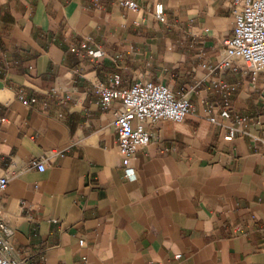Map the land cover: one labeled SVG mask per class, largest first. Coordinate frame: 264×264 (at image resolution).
I'll use <instances>...</instances> for the list:
<instances>
[{"label":"crops","instance_id":"obj_1","mask_svg":"<svg viewBox=\"0 0 264 264\" xmlns=\"http://www.w3.org/2000/svg\"><path fill=\"white\" fill-rule=\"evenodd\" d=\"M132 1L0 0V220L17 263L264 264V152L244 132L264 139V71L208 68L231 33V1ZM87 36L102 55L79 48ZM111 73L122 88L165 84L194 107L147 125L131 177L113 125L119 101L103 111L93 89ZM215 81L231 117L210 123L223 104ZM19 90L36 102L22 104ZM40 158L42 171L30 165Z\"/></svg>","mask_w":264,"mask_h":264},{"label":"built area","instance_id":"obj_2","mask_svg":"<svg viewBox=\"0 0 264 264\" xmlns=\"http://www.w3.org/2000/svg\"><path fill=\"white\" fill-rule=\"evenodd\" d=\"M230 1L233 13L231 33L223 39V47L217 61L208 65V68L211 71L242 69L256 75L264 71V0ZM120 3L128 8L137 6L132 0H120ZM154 14L156 19L164 20L162 3L155 4ZM90 42H92L90 37H84L79 48L84 49L90 56L102 55L103 52L91 47ZM70 49L78 50L73 45ZM214 83L222 93L223 104L218 113L206 117L210 123H217L218 116L226 119L231 117L227 86L221 81ZM93 89L99 95L98 103L103 111L110 108L113 100L119 101L113 125L117 133V148L127 177L134 175L129 164L130 158L137 149L147 147L153 136L147 125L155 124L162 119L181 122L194 112V107L185 94H178L165 84L142 78L128 88H122L119 73H111L107 76L106 83H93ZM16 97L24 105L36 102L35 96H26L22 90L17 91ZM233 120L235 123H244L247 117L234 115ZM237 130L234 125L230 127L227 137H233ZM244 132L251 135L257 150L264 152V139ZM44 163L45 158L30 161L31 166L41 171L45 168ZM7 183L8 176L0 175V191L7 187ZM10 235L6 222L0 220V264H18L13 255L14 247Z\"/></svg>","mask_w":264,"mask_h":264}]
</instances>
